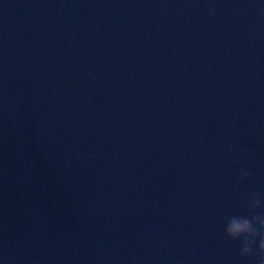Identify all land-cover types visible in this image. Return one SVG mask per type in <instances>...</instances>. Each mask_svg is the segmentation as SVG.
Instances as JSON below:
<instances>
[{"label": "water", "instance_id": "95a60500", "mask_svg": "<svg viewBox=\"0 0 264 264\" xmlns=\"http://www.w3.org/2000/svg\"><path fill=\"white\" fill-rule=\"evenodd\" d=\"M251 195L264 0H58L21 264H257Z\"/></svg>", "mask_w": 264, "mask_h": 264}, {"label": "clouds", "instance_id": "9594fccd", "mask_svg": "<svg viewBox=\"0 0 264 264\" xmlns=\"http://www.w3.org/2000/svg\"><path fill=\"white\" fill-rule=\"evenodd\" d=\"M250 175L244 171L239 182L244 183ZM262 203L257 196H249L245 206L251 215H234L224 227L226 237L240 242V257L246 259L255 254L257 264H264V213L256 211Z\"/></svg>", "mask_w": 264, "mask_h": 264}]
</instances>
